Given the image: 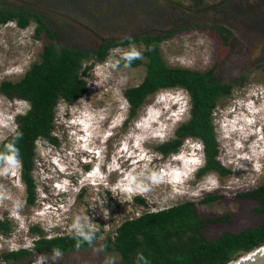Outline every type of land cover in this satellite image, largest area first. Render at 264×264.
<instances>
[{"label":"rangeland","instance_id":"1","mask_svg":"<svg viewBox=\"0 0 264 264\" xmlns=\"http://www.w3.org/2000/svg\"><path fill=\"white\" fill-rule=\"evenodd\" d=\"M66 1L0 0V6L42 15L58 33L56 46L86 51L107 39L162 36L186 27L155 45L166 66L212 70L214 79L229 87L211 114L217 160L229 173L196 178L203 156L193 138L162 158L155 147L187 119L188 96L180 87L158 89L129 117L123 91L141 82L147 59L140 43L112 47L102 61L92 57L84 63L91 64L85 94L56 104L52 135L57 145L35 141L31 204L18 160L0 165V223L8 228L0 230V264H115L119 256L104 248L103 239L122 221L186 201L200 216H228L203 230L207 238L257 226L262 217L254 213L256 203L240 195L264 185V0H197L196 6L190 0H80V11L67 8ZM217 27L227 33L219 34ZM34 28L32 19L23 29L14 21L0 24V83L18 81L40 61L50 40L42 33L35 39ZM128 52L138 54H132L136 64L126 61ZM27 108L26 102L0 94V142L15 132L14 118ZM56 168L62 177L56 178ZM53 180L63 192L51 198ZM209 196L216 198L205 201ZM85 230L100 234L84 249L32 250L39 238ZM19 250L30 255L17 261L2 257Z\"/></svg>","mask_w":264,"mask_h":264},{"label":"trees","instance_id":"2","mask_svg":"<svg viewBox=\"0 0 264 264\" xmlns=\"http://www.w3.org/2000/svg\"><path fill=\"white\" fill-rule=\"evenodd\" d=\"M190 1L196 6L197 0ZM79 3L82 2L67 0L66 6L72 11H80L84 7ZM31 19L35 22L34 38L39 39L42 33L50 43L43 46L40 61L31 65L18 81L0 83L2 96L28 104L27 110L14 118L15 132L0 142V165L7 160H18L19 175L28 204L33 201L30 171L34 143L41 139L57 145V140L52 135L56 104L59 100L70 104L85 94V77L91 68V64L84 65L85 62L92 57L94 61H102L112 47L130 43L142 45L147 62L141 82L123 91L129 106V117H133L144 99L158 89L182 88L188 96V117L175 127L172 137L156 146L155 150L165 158L175 154L184 139L193 138L201 144L203 156V165L195 172L196 178L209 172H216L221 176L229 173L217 160L218 147L211 122L217 99L226 94L229 87L215 80L212 70L198 72L166 66L155 45L176 31L186 30V27L171 29L162 36L144 34L119 41L107 39L96 48L86 51L73 46H56L58 33L44 21L42 15L22 7L0 6V24L14 21L17 28L23 29ZM215 30L219 34L227 33L221 27ZM221 37L225 40L223 35ZM125 58L130 64L137 63L129 52ZM240 196L254 201V213L262 217L261 222L253 228L238 232L224 231L216 238H207L203 230L225 222L228 216H200L193 204L186 201L122 221L111 237L103 239L104 248L118 254L119 260L115 264H226L264 243V185ZM215 198L209 196L204 200L212 201ZM135 200L141 202L139 199ZM7 229L5 224L0 223V230ZM31 231L40 232L37 228ZM99 234L100 231L85 230L49 239L39 238L34 241L32 250L37 253H67L84 249ZM29 255V251L19 250L5 253L2 257L17 261Z\"/></svg>","mask_w":264,"mask_h":264},{"label":"water","instance_id":"3","mask_svg":"<svg viewBox=\"0 0 264 264\" xmlns=\"http://www.w3.org/2000/svg\"><path fill=\"white\" fill-rule=\"evenodd\" d=\"M226 264H264V243L230 260Z\"/></svg>","mask_w":264,"mask_h":264},{"label":"clouds","instance_id":"4","mask_svg":"<svg viewBox=\"0 0 264 264\" xmlns=\"http://www.w3.org/2000/svg\"><path fill=\"white\" fill-rule=\"evenodd\" d=\"M133 55H138L137 53H135V52H133L132 53ZM81 163H83V164H85V162H81ZM19 171H20V167H19ZM56 173L58 174L57 176H56V178H60V177H62L63 176V173H62V171H60L59 170V168H56ZM58 184V181L57 180H53V186H52V189H54L53 191L54 192H52V191H50V193H48L49 195H50V197L52 198V197H56L57 195H59L60 193H62L63 191H57V189H56V185ZM54 200V199H53ZM50 207V206H49Z\"/></svg>","mask_w":264,"mask_h":264},{"label":"flooded vegetation","instance_id":"5","mask_svg":"<svg viewBox=\"0 0 264 264\" xmlns=\"http://www.w3.org/2000/svg\"><path fill=\"white\" fill-rule=\"evenodd\" d=\"M84 152H87V153H89V154H91L90 156L91 157H95V155H96V152L95 151H93L92 149H86ZM88 173H86V174H84V175H87ZM88 184V183H87ZM90 184V183H89ZM84 185H86V184H84ZM97 189L99 188V186L97 185V187H96Z\"/></svg>","mask_w":264,"mask_h":264},{"label":"bare ground","instance_id":"6","mask_svg":"<svg viewBox=\"0 0 264 264\" xmlns=\"http://www.w3.org/2000/svg\"><path fill=\"white\" fill-rule=\"evenodd\" d=\"M107 186V185H106ZM104 188V187H103ZM107 190L109 189L108 187H105ZM110 190V189H109Z\"/></svg>","mask_w":264,"mask_h":264}]
</instances>
